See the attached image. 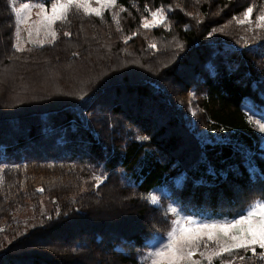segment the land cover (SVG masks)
<instances>
[{"label": "trees", "instance_id": "obj_1", "mask_svg": "<svg viewBox=\"0 0 264 264\" xmlns=\"http://www.w3.org/2000/svg\"><path fill=\"white\" fill-rule=\"evenodd\" d=\"M161 7L165 22L143 28ZM248 7L252 24H237ZM11 8L0 0V72L18 75L0 94V264H142L149 236L170 228L146 198L157 186L196 216L264 201V146L244 110L264 107V0H117L103 17L71 10L54 44L23 51ZM69 66L103 71L52 89ZM39 70L48 91L17 100L20 75Z\"/></svg>", "mask_w": 264, "mask_h": 264}, {"label": "snow or ice", "instance_id": "obj_2", "mask_svg": "<svg viewBox=\"0 0 264 264\" xmlns=\"http://www.w3.org/2000/svg\"><path fill=\"white\" fill-rule=\"evenodd\" d=\"M94 3L96 7H93V0H45L44 3H22L16 7L15 0H12L17 41L13 46L17 51L24 50L20 45L21 25L25 26L30 43L34 45L52 43L57 39L53 25L58 21H66L72 9L77 13L82 11L86 16L103 17L104 11L115 6L117 0H94ZM33 9H36L34 20L31 19ZM123 10L121 8V11ZM253 10V7H248L243 13V19L234 18L235 22L239 25H251ZM145 11H150L147 6ZM165 11L163 7L151 11L152 19L143 18L142 27L149 29L163 24L166 20ZM116 22L119 23L118 19ZM256 28L264 29V11L256 17ZM41 32L45 39H33L34 34L39 37ZM149 46L155 48L156 44L152 43ZM246 119L260 132H264V122L253 120L251 115H246ZM97 182H102V178L98 177ZM146 198L153 204L158 203V197L154 194L150 193ZM168 211L176 218L171 221V228L166 237L160 238L156 245L149 244L151 250L141 258L142 264H203L204 261L213 264L216 259L220 260V264H234L237 259L243 262L253 257L264 261V251L257 252L258 248L264 250V201L252 202L243 210V214L231 220L197 221L191 217L181 216L175 207H170ZM212 244L215 247H210ZM239 250L251 252L252 256H237ZM197 252L200 260L193 259Z\"/></svg>", "mask_w": 264, "mask_h": 264}, {"label": "rangeland", "instance_id": "obj_3", "mask_svg": "<svg viewBox=\"0 0 264 264\" xmlns=\"http://www.w3.org/2000/svg\"><path fill=\"white\" fill-rule=\"evenodd\" d=\"M9 3L12 6V0H9ZM22 3L38 4V3H43V2H40V1H27V2H22ZM22 3H17V0H15V6L16 7H19L20 4H22ZM96 6L97 5L94 3V0H93V7H96ZM72 10H75V9H72ZM35 11H36V9H33V14H32V17H31V19H33V20L36 19ZM146 18L149 19V20L152 19L150 14ZM53 28L57 32V39L54 42H52V43H45V44H54L58 40V36H59V33H58L59 26H58V24L56 23L55 25H53ZM153 28H155V27H153ZM33 39H45V37H44L43 33L41 32L39 37H36L35 34H34L33 35ZM48 39H50V37ZM14 42L15 43L17 42L16 41V36L14 37ZM26 44H30L32 47L42 46V45H34V44L30 43L27 31L25 30V26L21 25L20 45H21V47L23 49H25L26 48ZM45 44H43V45H45ZM128 61L133 63L134 60H132V58L130 57V58H128ZM128 61L127 60H122V61H119L117 63L113 61L112 68H114L116 70V69H118L117 67H120V68L122 67V69L125 70V67L131 66V63H128ZM15 69H16V66L14 67V65L13 66L12 65H7L5 67V71L0 72V94L1 95H2V93L5 90L3 85L9 86V87H13V86H15L18 83V81H16V78H18V75L16 73H14ZM102 71H103L102 69L98 70V69H96V66H93L92 67V71H91V73L89 75V73H86V72L82 73L81 70H79L76 66H69L68 67L69 74L67 75V77L64 79V81L61 84H59V83L61 82L63 77H61V80H59V82L52 84V89L61 88V89L68 90L70 92L79 91V89H81L83 87V85L89 80L88 76L90 77V79H91V77L92 78H97V76L99 74L101 75ZM34 75H37V76H34ZM20 77H21V79H24V84H22L21 86H23V87L25 86L24 89H21L19 91L20 92L19 96L18 97L15 96V98L17 100H20V101L29 100V95L25 91V89H28V91H30V93L32 94L30 96H34L35 94L38 93L36 90H34L35 86L38 88V90L41 93L45 94L48 91V89L50 88V85L52 83L46 76H43V74L41 75L40 70H39L38 74H33V76L31 74L30 75L29 74L23 75V73H22L20 75ZM79 77L82 78V82H79L77 80V78H79ZM11 81H12V85L13 86L10 84ZM53 85H54V88H53ZM5 95H6V93H5ZM191 95H192V93H191ZM187 106H189V108H190L191 115H194L193 113H195V109L192 108V106L190 104H187ZM244 110L246 111V113L248 115L253 116V120H261V122H264V116H262V114H264V107L257 106L255 102H253L251 100H247L246 103H245V106H244ZM259 133L261 134V137H262L261 142H262V145L264 146V132H260L259 131ZM150 193L154 194L155 196L158 197V203L153 204L150 201L149 202L151 204L157 205V206H159V207H161L163 209L164 216L165 217L167 216L169 221H170V228H171V221L176 218V216L174 214H172V213H170L168 211V209L170 207H175L176 209H178L181 216H183V217H191V218H193V219H195L197 221L231 220V219H226L225 217H221L220 215L218 216L217 214H213L212 212H210L209 214H205L204 216H196L194 214L185 213L184 210L182 209V207L180 206V204H178V202L175 199L169 198V191H168V189L166 187H162V186L154 187L150 191ZM149 194H147L146 197ZM163 198H165V200H167V201H165ZM216 216H218L220 218H218ZM238 217H236V218H238ZM170 228H169V230H170ZM169 230H167L165 232H161V233H155L154 235L149 236V238L146 240V247L144 249H142V251L139 252V254H138L139 259L141 260V258L145 255V253H147L148 251L151 250V248L149 247V244L156 245L160 241V238L166 237V233ZM210 247H215V245L212 244V245H210ZM193 259H196V260H200L201 259L200 255H199V252H197L194 255ZM204 263L207 264L206 261H204L203 264ZM234 264H239L238 260L234 261Z\"/></svg>", "mask_w": 264, "mask_h": 264}]
</instances>
